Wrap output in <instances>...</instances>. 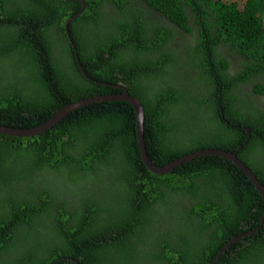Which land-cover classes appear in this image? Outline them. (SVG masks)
I'll return each instance as SVG.
<instances>
[{
	"label": "trees",
	"instance_id": "16d2710c",
	"mask_svg": "<svg viewBox=\"0 0 264 264\" xmlns=\"http://www.w3.org/2000/svg\"><path fill=\"white\" fill-rule=\"evenodd\" d=\"M83 1L0 0V125L34 129L120 84L142 106L155 166L224 150L264 186V0ZM104 3L117 9L107 21ZM135 126L129 103L106 101L34 137L0 134V264H264L248 177L218 156L154 174Z\"/></svg>",
	"mask_w": 264,
	"mask_h": 264
},
{
	"label": "water",
	"instance_id": "95a60500",
	"mask_svg": "<svg viewBox=\"0 0 264 264\" xmlns=\"http://www.w3.org/2000/svg\"><path fill=\"white\" fill-rule=\"evenodd\" d=\"M83 4L84 1L80 0ZM72 20L69 19L65 25L66 34L69 35L68 31V24ZM72 44V42H71ZM78 67L81 69L80 62H78ZM83 76L87 77L84 71H82ZM91 81H93L91 79ZM117 89L121 90L122 93L120 94H109V95H97L95 97H89L86 99L79 100L72 104H67L63 108H61L50 120L46 121L42 125H39L38 127L34 129H16L12 127H6L0 125V134L10 136V137H16V138H29L37 136L47 130H50L53 128L56 124H58L64 117H66L69 113L84 107L86 105H90L93 103H100V102H106V101H119L123 100L129 104H131L134 107V110L136 112V119H137V142H138V148L140 151V155L142 158L143 163L147 167L149 171H151L154 174L161 175V174H168L171 173L175 168L181 166L184 163L193 161L197 158L205 157V156H218L222 159H225L231 163H233L234 166L238 167L240 171H242L248 179L252 182L258 193L260 194L262 200L264 201V186L260 183V181L257 179L256 175L252 173L245 164L237 157L236 153L227 152L224 150H218V149H207V150H200L188 155H185L177 160H174L170 162L169 164L163 166V167H157L155 166L150 159L148 158L144 146L143 141V109L138 100H136L134 97H132L127 90H125L121 85L114 86ZM248 132V130H247ZM263 225V219L261 220L260 226L256 229L248 233L247 235H251L255 232H257L261 226ZM244 236V235H243ZM240 239V237H236L233 239L229 244H227L224 249L220 252L217 260L220 258L222 253L229 247L232 243ZM216 260V261H217ZM73 264H76V261H72Z\"/></svg>",
	"mask_w": 264,
	"mask_h": 264
},
{
	"label": "flooded vegetation",
	"instance_id": "af4514ba",
	"mask_svg": "<svg viewBox=\"0 0 264 264\" xmlns=\"http://www.w3.org/2000/svg\"><path fill=\"white\" fill-rule=\"evenodd\" d=\"M138 1H140L141 3H142V6L143 7H145L146 5L144 4V1L143 0H138ZM130 2H131V7H132V9H133V7L135 6V4H136V1L135 0H130ZM105 3H108V2H105ZM103 4V10L104 11H101L102 13H103V15H104V18H105V20L107 21V18H108V12H111L113 9H114V12H116L117 11V9H116V7L114 6V8H113V6H112V10L110 9L111 7H109L107 4ZM114 5H116V4H114ZM100 12V13H101ZM93 15V14H92ZM69 20V19H68ZM67 20V21H68ZM67 21H66V23H67ZM104 21V20H103ZM181 31V30H180ZM67 35V34H66ZM5 37H7V35L5 36ZM176 41L179 43V44H177V45H175V44H173L174 45V47H179L180 46V44L181 43H183V40H181V38H177L176 39ZM191 42V41H190ZM192 43V42H191ZM180 52H181V49H180ZM222 53V58L223 59H225V60H227L231 65L229 66V68H228V71L229 72H231V68L233 69V70H240L241 69V66L238 64V62L228 53V51H222L221 52ZM186 56H184V58H185ZM180 63L182 64V62L180 61ZM185 73V72H184ZM250 80H251V78L249 79V80H247L245 83H240L239 84V87H240V89H242V90H245V91H250V88H249V84H250ZM103 85H105V86H107L108 84H103ZM118 85H120V84H117V85H112V86H118ZM122 86V85H121ZM123 87V86H122ZM246 87V88H245ZM125 90H127L125 87H123ZM117 89V88H116ZM128 92V91H127ZM120 93H122V91L121 90H119V93H117V94H120ZM129 93V92H128ZM119 101H123V100H119ZM119 101H115V102H119ZM114 102V101H113ZM123 102H125V101H123ZM257 102H260V103H264V96L263 97H261V96H259V97H257ZM131 105V104H130ZM132 106V105H131ZM133 107V106H132ZM180 108H181V110H183V108H182V106H180ZM133 110H134V107H133ZM134 112H135V110H134ZM135 114H136V112H135ZM187 116H189V117H193L192 116V114H189V113H185ZM178 115L179 116H182V113H178ZM143 119H144V111H143ZM136 127H137V119H136V126H135V129H136ZM209 128V126L207 125V126H205V127H201V126H199L198 127V130H197V126L195 125L194 126V129L195 130H197L198 131V133H197V135H199V134H204V135H208V132H206L207 131V129ZM199 131H200V133H199ZM226 132V131H225ZM136 135H137V132H136ZM218 135H216V137H217ZM224 135H223V133H222V135H220V139H223L224 137H223ZM217 139V138H216ZM137 140V139H136ZM139 149V148H138ZM241 149V148H240ZM237 155V154H236ZM249 169V168H248ZM250 170V169H249ZM251 171V170H250ZM252 172V171H251ZM144 212V210L142 211V213ZM259 227V226H258ZM257 227V228H258ZM256 228V229H257ZM256 229H254V230H256ZM235 239V238H234Z\"/></svg>",
	"mask_w": 264,
	"mask_h": 264
},
{
	"label": "rangeland",
	"instance_id": "374dc122",
	"mask_svg": "<svg viewBox=\"0 0 264 264\" xmlns=\"http://www.w3.org/2000/svg\"><path fill=\"white\" fill-rule=\"evenodd\" d=\"M193 39V38H192ZM194 40V39H193ZM191 40V42L193 41ZM184 72V70H175L171 71L169 68H166L165 73L169 75V77L164 78V80L169 83H181V75ZM145 95H150L149 92L145 93ZM252 159H256V154H253L250 156Z\"/></svg>",
	"mask_w": 264,
	"mask_h": 264
}]
</instances>
